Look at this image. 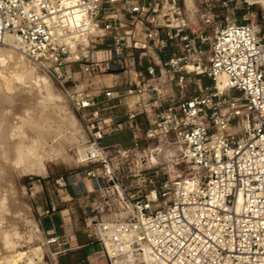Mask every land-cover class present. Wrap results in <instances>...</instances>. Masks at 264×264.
Wrapping results in <instances>:
<instances>
[{
  "label": "built area",
  "instance_id": "obj_1",
  "mask_svg": "<svg viewBox=\"0 0 264 264\" xmlns=\"http://www.w3.org/2000/svg\"><path fill=\"white\" fill-rule=\"evenodd\" d=\"M12 36L65 90L77 75L114 77L96 94L68 91L88 137L87 167L59 186L82 196L91 193L85 180L102 183L109 197L124 188L111 150L128 159L142 143L150 152L156 142L179 149L177 161L193 171L173 187L127 196L126 220L95 221L85 210L95 264H264V39L253 26L233 22L209 38L193 29L180 0H0V47ZM192 61L213 86L199 80L190 89ZM169 82L181 89L177 101ZM123 131L132 148L104 143ZM57 211L51 204L45 214Z\"/></svg>",
  "mask_w": 264,
  "mask_h": 264
},
{
  "label": "rangeland",
  "instance_id": "obj_2",
  "mask_svg": "<svg viewBox=\"0 0 264 264\" xmlns=\"http://www.w3.org/2000/svg\"><path fill=\"white\" fill-rule=\"evenodd\" d=\"M186 3H189V6ZM180 6L185 17L191 22L193 29L196 31L205 29L209 38H214L221 26L238 22L253 26L257 34L264 39V6L251 5V0H180ZM209 20L211 23L205 24ZM193 60H197V57H194ZM31 63L42 78H36L34 81L27 80L26 82V80L17 81L10 74L0 75L2 83L5 84L4 87L2 83V86L0 84L2 89L0 91H4V93L0 92V99H3L0 100V113L4 114H0L2 117L0 124H4L0 126L7 125L5 127L9 129L7 136L3 129L2 133L0 131L2 134L0 142L4 141L3 138L6 136V142L4 141L5 143L3 142L1 147L6 145L0 147L1 150L6 149L5 152L0 150V175H3L0 176V184L2 185V183L12 179L17 192V208L14 211L16 220L14 219L13 226H11L12 224H10L11 227L6 226L9 228L5 230L6 232L8 230L6 241L9 242L14 239L15 241L10 242V247L13 243V247H18L20 251L26 252L30 259L39 264H75V257L68 261L66 259L67 254H59L62 250L57 244L48 245L49 238L44 230L43 220L50 217L45 212L51 204L57 206V212H60L66 204L72 205L73 212H76L77 222L82 229L83 242L97 245L94 239L88 238L85 231V219L87 217L85 210H89V217L95 221L102 219L108 221L126 220L133 214L126 206L128 203L127 196L137 198L150 194L166 182L173 187L179 181L191 176L193 171L184 162L177 161L179 149L171 150L164 147L163 143L156 142L151 145V150H156L153 153V151H148V146L145 143H142L140 152L130 153L128 159L122 158L118 150H111L110 159L113 165L111 168L124 178V188L119 189V191L116 189L109 191V197L106 195L102 183L98 184L85 180L84 186L91 193L82 196H75L70 185L67 187L59 186L58 180L71 178L75 173L85 170L87 167L80 150L85 147L88 137L76 114L68 91L77 92L81 89V92L96 94L104 88L112 87L113 83L110 82L113 79L105 80L106 76L85 78L77 75V81L67 85V90H65L45 70L34 65L32 61ZM190 63V65L187 64L189 72L194 68L193 61ZM132 75L135 77L134 74ZM188 77L193 82L190 84L192 91L198 90L197 82L199 80L202 81V86H204V82L207 83V86H213L210 80L197 77L196 73H190ZM96 80L99 81V87L94 85ZM26 83L31 85H29L30 88ZM171 83L169 82L165 87L168 91L167 94L178 99L181 89ZM26 87L29 89L26 90ZM8 90L10 97H7L8 94L5 95ZM11 93L12 97L14 96L12 100ZM59 95L62 98H59ZM7 114L10 115L9 118ZM11 130L12 132H10ZM6 152L9 153L8 155L14 154L16 157L21 154V157L18 156L17 158L21 161L18 162L17 160L18 164L13 165L10 171L5 168V157L2 158V154ZM1 187L0 191L6 194V185ZM1 227L2 224L0 229ZM5 231L4 236L6 235ZM15 233H17L16 236ZM37 249L39 250L37 251ZM23 261L30 260L25 258ZM87 264L95 263L89 262Z\"/></svg>",
  "mask_w": 264,
  "mask_h": 264
},
{
  "label": "bare ground",
  "instance_id": "obj_3",
  "mask_svg": "<svg viewBox=\"0 0 264 264\" xmlns=\"http://www.w3.org/2000/svg\"><path fill=\"white\" fill-rule=\"evenodd\" d=\"M192 4V3H191ZM251 5H261V6H264V0H251ZM189 6V5H188ZM2 48V47H1ZM0 48V75H6V74H10V76L12 75V77L13 78H15V79H17V81L18 80H26V82H27V80L28 81H34V79L36 80V78H42L41 76H40V74L38 73V71H37V69L32 65V63H31V61L27 58V56L25 55V46H24V44L21 42V40H19L18 38H16V37H10L9 38V41H8V46L7 47H5V48H2L1 49ZM263 62H264V57H263ZM191 64V63H190ZM190 64H188V65H190ZM35 65V64H34ZM193 65V64H192ZM194 66V65H193ZM38 67V66H37ZM188 69V66H187V68H186V70ZM192 71L193 72H189L188 70H187V72H189V73H195L196 71H197V69H196V67L194 66V68L192 69ZM9 76V77H10ZM106 76H109V75H106ZM112 77V76H111ZM3 78V77H2ZM6 79H8V78H6ZM113 80H114V78H113ZM113 80L110 82L111 84L113 83ZM3 82H4V80H3ZM2 83V79H0V84ZM8 83V82H7ZM25 83V82H24ZM3 84V83H2ZM2 84H1V86H2ZM26 84H28V86L30 85L29 83H26ZM25 84V85H26ZM33 84V83H32ZM95 85V84H94ZM5 86V84H3V87ZM8 86V85H7ZM31 86V85H30ZM30 86H29V88H30ZM33 86V85H32ZM98 86V85H97ZM8 88V87H7ZM6 88V89H7ZM29 88H27L26 87V90H28ZM217 88H218V90L219 91H221V92H223L224 91V89H225V84L223 83V80H219V82H218V84H217ZM0 90H2L1 88H0ZM32 90H33V88L30 90L31 92H32ZM7 91V90H6ZM5 91V92H6ZM82 90L81 89H79V90H77V92H81ZM0 92H3L4 93V91H0ZM76 92V91H75ZM8 94V95H7ZM4 95V94H3ZM5 95H7V97H10V95H9V90H8V92L5 94ZM6 97V96H5ZM6 97V98H7ZM14 97V96H13ZM12 93H11V100H12ZM61 96L59 95V98H60ZM1 98V97H0ZM62 98V97H61ZM7 99H9V98H7ZM14 99V98H13ZM1 100V99H0ZM3 100V99H2ZM1 100V101H2ZM11 100H9L10 102H11ZM0 101V102H1ZM15 101V100H14ZM3 103V102H2ZM8 103V102H7ZM7 103H5V104H7ZM11 103H13V102H11ZM9 104V103H8ZM10 105V104H9ZM30 106V105H29ZM4 108H6V107H4ZM1 109H2V107H1ZM0 114H3V113H0ZM4 115V114H3ZM8 115V114H7ZM9 116L10 115H8V118H9ZM0 118H2V117H0ZM12 118V117H11ZM1 122V121H0ZM6 123H9V122H6ZM2 124V123H1ZM0 124V125H1ZM10 124V123H9ZM2 125H4V124H2ZM5 126H7V125H5ZM1 127V133H2V129L4 130V133H5V135L7 136L8 135V133H9V129L7 128V127ZM77 126V125H76ZM12 127V126H11ZM10 127V129H12L13 130V128H11ZM12 130L10 131V132H12ZM15 132V131H14ZM0 133V137H1V134ZM3 133V134H4ZM14 134V133H13ZM4 135V136H5ZM10 135V134H9ZM15 135H16V133H15ZM6 136L3 138L4 139V141L6 142V140H5V138H6ZM14 136V135H13ZM17 136V135H16ZM16 136H14V137H16ZM11 137V136H10ZM13 138V137H12ZM0 139H2V138H0ZM9 139V138H8ZM10 140H11V138H10ZM13 140V139H12ZM15 140V139H14ZM3 140L0 142L1 144H0V147H1V145L3 144V142H4ZM4 142V143H5ZM9 142V141H8ZM12 142V141H11ZM11 142H10V144H11ZM14 142V141H13ZM9 144V145H10ZM6 145V144H5ZM5 145H3V146H5ZM12 145V144H11ZM2 146V147H3ZM17 146V145H16ZM1 147V148H2ZM15 147V146H14ZM1 148H0V150H1ZM10 148V147H9ZM16 148V147H15ZM3 151L4 150H6V149H2ZM1 150V151H2ZM16 150H17V148H16ZM16 150H15V152H16ZM2 151V152H3ZM19 151V150H18ZM81 151V153H82V155H83V149H81L80 150ZM5 152V151H4ZM14 152V153H15ZM21 152V151H20ZM7 153V154H6ZM5 154H4V156H3V154H2V158L3 157H5V159H6V165H5V168H7L9 171L13 168V165H17L18 163H17V158H18V156L19 157H21L20 155L21 154H19L17 157H16V155H14V154H10V155H8L9 153L8 152H6ZM12 153V152H11ZM32 153V152H31ZM23 154V153H22ZM25 154V153H24ZM23 154V155H24ZM0 155H1V153H0ZM5 155H7V156H5ZM29 156V155H28ZM1 158V157H0ZM23 158H24V156H23ZM154 158V157H153ZM152 158V159H153ZM22 159V158H21ZM25 159H26V156H25ZM20 160V159H19ZM18 160V162H20ZM27 160V159H26ZM155 160V159H154ZM154 162H156V161H154ZM17 163V164H16ZM4 171V170H3ZM0 176H3V175H0ZM9 177V176H8ZM2 178V177H1ZM13 178V177H12ZM2 180H3V178H2ZM1 181V180H0ZM10 180H8L7 182H5V183H2V185L0 184V187L1 186H5L6 185V194H4V192L3 191H0V213H1V219H0V222H1V224H2V227H1V234H0V264H19L21 261H23L25 258L26 259H28V260H30L31 262H33V260L32 259H30L29 257L30 256H28L29 254H27L26 252H22V251H20L19 249H18V247H13V243H11L12 244V246L10 247V242H12L13 240L11 239V241H6V238H7V232H8V230H7V232L5 231L6 230V226H8V227H11V226H13V222H14V219L16 220V218H14V214H15V209L17 208V204H16V202H17V199H16V194H17V192H16V189L14 188V184H13V182H12V179H11V181L9 182ZM2 188V187H1ZM2 209V210H1ZM17 211V210H16ZM16 215V214H15ZM16 222V221H15ZM17 222H18V219H17ZM0 224V225H1ZM10 224H12L11 226H10ZM15 224V223H14ZM7 229H9V228H7ZM11 229V228H10ZM4 231L6 232V237L4 236ZM4 233V234H3ZM10 234V233H9ZM17 235V233H15V236ZM9 236V235H8ZM12 238H14L13 236H12ZM9 240V239H8ZM15 241V240H14ZM39 249H37V251H38ZM34 251V250H33ZM42 252V251H41ZM33 253V252H32ZM35 253V252H34ZM37 254V253H36Z\"/></svg>",
  "mask_w": 264,
  "mask_h": 264
},
{
  "label": "crops",
  "instance_id": "obj_4",
  "mask_svg": "<svg viewBox=\"0 0 264 264\" xmlns=\"http://www.w3.org/2000/svg\"><path fill=\"white\" fill-rule=\"evenodd\" d=\"M189 5V3H186ZM191 72H193L191 70ZM132 77V81H135V77ZM113 77L106 76L105 80H111ZM95 86L99 87V81H95ZM204 86H207V83L204 82ZM172 98V96H171ZM173 100L177 101V99L172 98ZM130 108H133V104H129ZM119 110H115L113 112V116H117L120 114H123L126 112L127 108H118ZM140 122H143V118H140ZM124 136H130L131 141V147L134 146L133 143V135L128 131H123L114 135H111L107 137L105 140L106 145H112L117 144L115 137H124ZM72 199V198H71ZM68 203V202H67ZM74 209L72 208V205L66 204L63 206V208L60 210V212L55 213L54 215L50 217H46L43 220V226L44 230L46 232V235H55L60 238L59 248H61V254H67L68 261H70L71 258H76L75 264H87L89 262H94L95 257L97 256V253L99 251V248H97L98 245H95L93 243L89 242H83V234L82 229L79 226L76 218V212H73ZM71 229L75 232L74 235L71 233ZM56 245V244H55ZM95 256V257H94ZM102 264V263H98Z\"/></svg>",
  "mask_w": 264,
  "mask_h": 264
},
{
  "label": "trees",
  "instance_id": "obj_5",
  "mask_svg": "<svg viewBox=\"0 0 264 264\" xmlns=\"http://www.w3.org/2000/svg\"><path fill=\"white\" fill-rule=\"evenodd\" d=\"M116 143L122 145L124 148L129 149L131 147V137L124 136V137H115Z\"/></svg>",
  "mask_w": 264,
  "mask_h": 264
}]
</instances>
